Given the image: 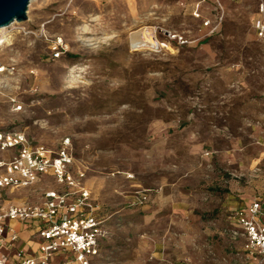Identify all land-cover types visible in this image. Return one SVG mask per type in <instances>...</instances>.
<instances>
[{"label": "rangeland", "instance_id": "1", "mask_svg": "<svg viewBox=\"0 0 264 264\" xmlns=\"http://www.w3.org/2000/svg\"><path fill=\"white\" fill-rule=\"evenodd\" d=\"M193 1L31 0L27 18L0 31V61L15 64L13 85L0 89V126L54 151L70 138L110 214L94 264H235L230 214L264 198L260 0H222L215 33ZM167 30L188 40L169 41ZM137 32L151 41L134 44ZM36 187L58 184L45 176ZM140 191L149 201L134 204ZM21 192L0 204L37 200Z\"/></svg>", "mask_w": 264, "mask_h": 264}, {"label": "built area", "instance_id": "2", "mask_svg": "<svg viewBox=\"0 0 264 264\" xmlns=\"http://www.w3.org/2000/svg\"><path fill=\"white\" fill-rule=\"evenodd\" d=\"M193 3L196 6L192 13L201 19L206 33L217 32L225 17L223 1ZM201 6L211 7L213 16L201 12ZM253 26L264 42V0L259 1ZM167 34L169 41L188 40L179 32L167 30ZM53 49L54 56H60L63 43L55 42ZM14 76L15 64L0 61V89L11 87ZM3 151L5 155L1 157ZM45 176L54 177L58 187L37 188ZM18 189L30 190L38 196L37 200L0 204V264H50L56 254H63L74 264H94L110 233L106 225L110 214L104 213L93 197L86 182V170L76 166L70 138L63 139L61 147L54 151L35 143L21 129L0 126V197ZM148 201V193L140 191L134 204ZM230 220L234 226L230 234L232 244L241 241L240 257L235 264H264V198L234 209ZM19 225L30 231L36 245L33 253L17 245Z\"/></svg>", "mask_w": 264, "mask_h": 264}, {"label": "water", "instance_id": "3", "mask_svg": "<svg viewBox=\"0 0 264 264\" xmlns=\"http://www.w3.org/2000/svg\"><path fill=\"white\" fill-rule=\"evenodd\" d=\"M31 0H0V26H9L14 21L27 18V8Z\"/></svg>", "mask_w": 264, "mask_h": 264}, {"label": "crops", "instance_id": "4", "mask_svg": "<svg viewBox=\"0 0 264 264\" xmlns=\"http://www.w3.org/2000/svg\"><path fill=\"white\" fill-rule=\"evenodd\" d=\"M19 229H21V225H19ZM17 245L19 247L25 248L27 251L33 253L34 249L36 247L35 244H33V241L31 239V233L28 230L21 229L20 231V240L18 241ZM63 257L66 263L74 264L72 261L67 260L63 254H56L51 260H55L56 257Z\"/></svg>", "mask_w": 264, "mask_h": 264}, {"label": "bare ground", "instance_id": "5", "mask_svg": "<svg viewBox=\"0 0 264 264\" xmlns=\"http://www.w3.org/2000/svg\"><path fill=\"white\" fill-rule=\"evenodd\" d=\"M6 27L7 26H0V31L4 30ZM146 36H147V34H146ZM3 41H4V39L0 43H2ZM132 41L134 42V44H138V43L142 44V43H146L147 41H151V40H150L149 36H147V38L145 39V37L142 36L141 32H137V33L132 34Z\"/></svg>", "mask_w": 264, "mask_h": 264}]
</instances>
